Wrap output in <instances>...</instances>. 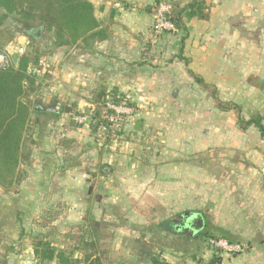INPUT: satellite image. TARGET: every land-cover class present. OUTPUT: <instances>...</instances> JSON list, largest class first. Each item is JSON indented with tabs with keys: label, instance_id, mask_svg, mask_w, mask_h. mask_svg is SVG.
<instances>
[{
	"label": "crops",
	"instance_id": "obj_1",
	"mask_svg": "<svg viewBox=\"0 0 264 264\" xmlns=\"http://www.w3.org/2000/svg\"><path fill=\"white\" fill-rule=\"evenodd\" d=\"M158 1L90 0L106 39L47 55V77L37 80L31 100H39L35 107L54 100L56 113L32 109L40 133L26 134L29 160L18 182L0 187L13 191L0 203V264H36L35 236L71 260L91 253L92 244L100 264L106 251L115 252L111 264H152V256L160 264H264V141L255 127L238 124L236 110L217 105L236 106L245 121L258 116L264 126V0H205L206 18L183 19L151 44ZM165 1L177 10L190 2ZM125 91L135 114L117 142L65 126L102 95ZM213 153L215 163L200 161ZM12 205L22 217L29 207L33 223L45 224L31 230ZM205 205L215 237L247 243L245 253L166 237L163 224L181 211L199 214L204 228ZM66 226L83 232L75 255L60 237Z\"/></svg>",
	"mask_w": 264,
	"mask_h": 264
},
{
	"label": "trees",
	"instance_id": "obj_2",
	"mask_svg": "<svg viewBox=\"0 0 264 264\" xmlns=\"http://www.w3.org/2000/svg\"><path fill=\"white\" fill-rule=\"evenodd\" d=\"M171 5L173 9L170 20L175 28L182 26L183 19H203L207 16L205 0H190L179 10L174 4ZM11 18L27 30L30 27H38L49 34L48 42L52 49L44 58L47 63V55L56 49L74 46L91 49L95 43L106 39V34L99 29L94 6L90 0H0V31ZM2 48L3 43L0 41V52ZM40 58H43L40 49L35 48L32 52L20 56L16 67L9 66L0 70V187L2 188H9L20 180L19 167L29 160V155L25 154L22 148L29 129L31 97L40 84L28 74V68L36 64ZM45 77H47L46 73L43 79ZM106 97L116 99L108 93L96 99L95 103L103 102ZM217 105L220 109L236 110L238 124L243 128L255 127L264 141V126L260 117L256 116L245 121L236 106ZM191 238H202L207 242L208 238L215 236L202 229ZM89 245L91 247L88 249H91V253L86 249L83 259L71 260L70 256L45 240L43 236H35L32 243L36 264H51L54 261L57 264H100L99 258L94 257L96 252L93 245L87 244ZM151 262L160 264L157 256H152Z\"/></svg>",
	"mask_w": 264,
	"mask_h": 264
},
{
	"label": "built area",
	"instance_id": "obj_3",
	"mask_svg": "<svg viewBox=\"0 0 264 264\" xmlns=\"http://www.w3.org/2000/svg\"><path fill=\"white\" fill-rule=\"evenodd\" d=\"M172 5L168 1L159 0L152 10L151 44H156L159 37L165 33L176 31L174 23L170 20ZM18 41V40H17ZM26 44L20 41H10L0 52V70L15 64V58L26 53ZM13 53H11V51ZM49 65L44 58H40L36 64L29 66L28 74L36 80H42L48 72ZM132 107V96L130 91H125L116 99L106 97L101 103H94L85 109L78 110L71 114V121L75 126L87 127L96 138L101 141H118L126 123L134 116ZM207 244L219 253L227 255H240L248 250L245 242H231L225 238H208Z\"/></svg>",
	"mask_w": 264,
	"mask_h": 264
},
{
	"label": "rangeland",
	"instance_id": "obj_4",
	"mask_svg": "<svg viewBox=\"0 0 264 264\" xmlns=\"http://www.w3.org/2000/svg\"><path fill=\"white\" fill-rule=\"evenodd\" d=\"M26 31H27V29H25L24 27L16 24L14 22V20L11 18V19L6 21L5 25L2 27V29L0 31V41L3 43V46L5 47L10 41L18 42V41H20V39L21 40H25L26 52H32L33 49L39 48L40 52H41V57L45 58L46 54L49 51H51V49H52L50 44H49V42H48L49 34H47V33L42 31L41 32V36L39 38H36V37L29 38L27 36V34H26ZM48 70H49V68H48ZM46 74H48V73H46ZM33 101H39V100L33 98L31 102H33ZM53 101L51 100V102H53ZM33 108H35V106H33L32 103H31L30 123H29V129H28L26 134H38V133H40L39 130L37 132V126H36V123H35V118H36L37 115L33 112V110H32ZM59 109L61 110V113H63V107H60ZM68 118H69V121L65 122V126L67 128L68 127L74 128L75 125L71 121V116H69ZM155 133H157V131H155ZM49 134H52V130H50V129H49ZM157 137L158 136H156V138ZM206 155H208V156H206ZM206 155L203 154V156L200 158L201 159L200 161L204 165H206L207 163H211V162L215 163V154L214 153L212 155L211 154H206ZM92 177L93 176H91V177L89 176V179H91ZM88 183H90V181H88ZM83 190H84V192H86V189L83 188L82 191ZM12 192L13 191H11V190L10 191H5V190L0 188V203L2 202L3 204H5L4 203L5 202V197H3V196L5 195V196H9L10 197V196H12ZM3 204H1L2 205V209L5 206ZM15 206L18 207L17 204H15ZM13 208H14V206L12 205L11 208H10V212L13 213V215H14V212L17 211V213H16L17 218L20 219V220L22 219L24 221L28 220V223H25V224H27V226L30 227L31 230L33 229L35 232L37 231L39 226L45 224V222H46V220L44 219L40 223H37V224L33 223V222H36V219H33V217H31L29 207L26 208L24 217L21 216L23 214L22 211H20L19 209H14L13 210ZM139 208H140V205H139ZM189 212H191V210H188V211H185V212L181 211L180 213L178 212V215H181V214H184V213H189ZM201 213L205 214V222H206V227L203 228V230H205L208 233H210V235H214L215 236V234L212 233V231H211L212 230V220H211L210 215H208L210 213L208 211L207 205H205V208L202 210ZM25 217H27L28 219L27 218L25 219ZM177 220H178V217L176 216V217L172 218V220H167L166 223L163 224L164 228H166V230H167L166 237H169V236H172V237H175V236L176 237H178V236L186 237L187 234H185L186 232L184 230H181V231H183V232H181L179 230H173L172 229L174 224L175 225L178 224V223H175V222H177ZM35 225H37V226H35ZM52 229L53 228H51V227L49 229H46L45 230V232H47L46 235L49 234L52 231ZM79 229H80V226H75V227H71V228L66 226L65 228H63L62 232H65V234L61 235L60 237H62L63 241H68L69 240V243H67L69 245H64L65 248H66V252L67 253L72 252L75 255V251L77 250V248H76L77 247V243L79 241V237L78 236H81V234H83V232L79 231ZM175 231H177V232H175ZM60 234H62V233H60ZM49 236H50V234H49ZM200 239H202V238H200ZM106 252H107L106 257H103V263L104 264H111V261H116V260H111V258H113V256H115V252L114 251H106ZM141 252L146 253L147 249L143 248L141 250ZM77 253L79 254L80 252H77ZM109 259L111 261H109ZM52 264H54V263H52Z\"/></svg>",
	"mask_w": 264,
	"mask_h": 264
},
{
	"label": "water",
	"instance_id": "obj_5",
	"mask_svg": "<svg viewBox=\"0 0 264 264\" xmlns=\"http://www.w3.org/2000/svg\"><path fill=\"white\" fill-rule=\"evenodd\" d=\"M41 31L42 29H38V32L35 35L36 38L40 37ZM26 34L31 38V34H29L28 32H26ZM56 104L57 103L53 101L48 106L45 107L36 106L35 108H33V110L47 114H54L56 113L55 110ZM136 129L138 130L139 126H137ZM88 193L89 194L91 193V188L88 189ZM181 217L183 218V222L181 225H183L185 230L189 232L190 237L194 236L203 229L204 226L203 219L199 214H194L190 212V213H184Z\"/></svg>",
	"mask_w": 264,
	"mask_h": 264
},
{
	"label": "flooded vegetation",
	"instance_id": "obj_6",
	"mask_svg": "<svg viewBox=\"0 0 264 264\" xmlns=\"http://www.w3.org/2000/svg\"><path fill=\"white\" fill-rule=\"evenodd\" d=\"M26 32H28L29 34H31V38L32 37H35V35H36V33L38 32V30H36V31H34V32H31L30 30H27ZM41 36V35H40ZM183 214H181L180 216H178V220H177V222H175V223H178V224H174V226H173V230H179V231H181V230H184L186 233L185 234H187L188 236H189V232H187L186 230H185V228L183 227V225H181L182 224V222H183V218L181 217ZM175 232H177V231H175ZM181 232H183V231H181Z\"/></svg>",
	"mask_w": 264,
	"mask_h": 264
}]
</instances>
